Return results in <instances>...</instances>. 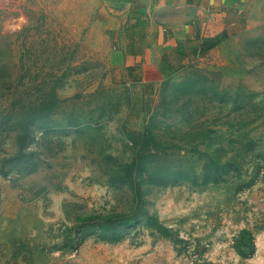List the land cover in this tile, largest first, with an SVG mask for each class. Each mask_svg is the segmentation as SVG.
Masks as SVG:
<instances>
[{
  "label": "rangeland",
  "instance_id": "obj_1",
  "mask_svg": "<svg viewBox=\"0 0 264 264\" xmlns=\"http://www.w3.org/2000/svg\"><path fill=\"white\" fill-rule=\"evenodd\" d=\"M96 0H0V264H264V15L116 84Z\"/></svg>",
  "mask_w": 264,
  "mask_h": 264
},
{
  "label": "crops",
  "instance_id": "obj_2",
  "mask_svg": "<svg viewBox=\"0 0 264 264\" xmlns=\"http://www.w3.org/2000/svg\"><path fill=\"white\" fill-rule=\"evenodd\" d=\"M110 77L139 84L176 73L257 25L264 0H96Z\"/></svg>",
  "mask_w": 264,
  "mask_h": 264
}]
</instances>
